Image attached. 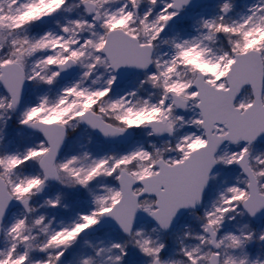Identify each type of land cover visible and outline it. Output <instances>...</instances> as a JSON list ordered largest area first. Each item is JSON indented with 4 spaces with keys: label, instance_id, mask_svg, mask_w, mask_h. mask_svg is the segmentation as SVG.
Listing matches in <instances>:
<instances>
[{
    "label": "snow or ice",
    "instance_id": "obj_1",
    "mask_svg": "<svg viewBox=\"0 0 264 264\" xmlns=\"http://www.w3.org/2000/svg\"><path fill=\"white\" fill-rule=\"evenodd\" d=\"M0 0V264H264V0Z\"/></svg>",
    "mask_w": 264,
    "mask_h": 264
},
{
    "label": "rangeland",
    "instance_id": "obj_2",
    "mask_svg": "<svg viewBox=\"0 0 264 264\" xmlns=\"http://www.w3.org/2000/svg\"><path fill=\"white\" fill-rule=\"evenodd\" d=\"M195 10L199 11L200 7L195 8ZM251 224H252V227H254V228H261V227H264V220L259 225H254L252 222H251Z\"/></svg>",
    "mask_w": 264,
    "mask_h": 264
},
{
    "label": "water",
    "instance_id": "obj_3",
    "mask_svg": "<svg viewBox=\"0 0 264 264\" xmlns=\"http://www.w3.org/2000/svg\"><path fill=\"white\" fill-rule=\"evenodd\" d=\"M194 4L196 5V7H198V6H199V0H194ZM261 219H262V218H257V219H255V220H253V221L256 222V223H258V222L261 221Z\"/></svg>",
    "mask_w": 264,
    "mask_h": 264
}]
</instances>
